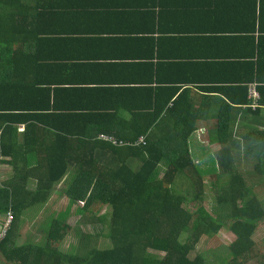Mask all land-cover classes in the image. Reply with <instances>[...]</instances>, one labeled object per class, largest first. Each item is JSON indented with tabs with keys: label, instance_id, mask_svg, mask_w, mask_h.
<instances>
[{
	"label": "crops",
	"instance_id": "0c3cea01",
	"mask_svg": "<svg viewBox=\"0 0 264 264\" xmlns=\"http://www.w3.org/2000/svg\"><path fill=\"white\" fill-rule=\"evenodd\" d=\"M24 2L27 30L15 45L7 83L23 85L27 111L50 124L47 134L134 136L146 121L161 119L172 93L181 97L175 118L197 117L195 133L213 151L219 146L209 137L220 110L232 135L264 130L256 81L262 70L264 84V0ZM244 88L251 104H240ZM23 129L19 124V137ZM28 160L34 167V154ZM73 167L46 203L22 211V223L25 213L41 225L38 214L48 212L51 222L81 213L79 202L58 189ZM9 176L11 168L0 163V185ZM22 233L17 246L26 244ZM0 264H11L1 252Z\"/></svg>",
	"mask_w": 264,
	"mask_h": 264
},
{
	"label": "trees",
	"instance_id": "16d2710c",
	"mask_svg": "<svg viewBox=\"0 0 264 264\" xmlns=\"http://www.w3.org/2000/svg\"><path fill=\"white\" fill-rule=\"evenodd\" d=\"M26 15L24 0H0V163L11 168V176L0 185V223L9 208L12 213L1 255L11 264H206L193 253L202 236L212 237L222 226L202 203L204 175H216L228 179L220 185L216 203L227 208L225 216L235 236L229 245L231 260L227 256L224 264H246L251 255L257 256V228L264 223V210L253 187L264 181V130L232 135L220 110L215 133L209 137L219 146L213 151L195 133L197 117L175 118L181 97L174 100L172 93L159 109L161 119L146 121L142 133L105 136L116 144L100 136L47 134L52 131L50 124L27 111L23 85L7 83V67L15 66V45L27 30ZM262 73L259 70L256 76L257 111L264 108ZM243 91L240 104H251L248 90ZM21 123L24 129L19 137ZM141 137L143 143L134 145ZM30 154L36 157L34 167L28 164ZM248 159L255 186L235 166ZM163 163L167 167L159 177ZM72 165L66 195L71 202L82 201V214L92 212L95 205L111 210L107 236L113 247L93 248L85 256L61 250L68 225L58 217L49 222L44 244L17 246L22 211L46 203ZM179 174L190 180L192 196L174 187ZM29 180L35 181L33 189H28ZM189 198L196 203L194 210L186 205ZM261 257L257 264H264V254Z\"/></svg>",
	"mask_w": 264,
	"mask_h": 264
},
{
	"label": "rangeland",
	"instance_id": "374dc122",
	"mask_svg": "<svg viewBox=\"0 0 264 264\" xmlns=\"http://www.w3.org/2000/svg\"><path fill=\"white\" fill-rule=\"evenodd\" d=\"M251 164L252 163L250 159L239 160L235 166L240 169L242 174H244V177L252 180L251 183L253 186H255L257 181L254 182V177L251 176ZM166 167L167 163H163L160 166V172L158 175L159 177L163 175ZM214 177L211 175H204L205 186L202 203L208 211L220 218L222 226L217 231V233L213 235L214 237H208L206 235L202 236L195 246L193 255H201L206 260V264H224V260L227 258V256V261L229 262L231 260L229 245L235 240V236L229 230L230 222L227 220L228 216H225L228 211L227 208L225 206L219 207L216 203V196L219 193L218 190L220 189L219 187L223 182L225 183L228 181V179L226 176L215 175ZM261 182V185L258 184V187H253V190L255 191L254 195L258 197L261 207L264 210V181ZM70 184L71 180L67 179L65 183L59 186L58 189L63 191V193H66ZM174 184V187H177V191L179 193L192 196L194 189H192L190 180L185 174H179ZM81 203L82 201L79 202V206L82 205ZM186 205L192 210L196 208V203L192 198L188 199ZM81 213L72 214L71 216L67 217L66 215L52 216V220L54 217H58L68 225L65 230L66 238L60 243V249L68 251L73 255L85 256L86 252H89V250L93 248L100 250L112 248L113 242L107 236V233H109L110 229L107 226L110 224L109 213H111V210L108 207H103L102 205H95L92 209V212H86L84 214ZM38 215L39 218H42V221H44L43 225L37 224V222L33 224L32 218L35 216L29 215L28 213L23 215V223H21L22 226L20 227L19 231H23L22 236L24 241H26V244L42 245L45 243L48 231L50 229L49 218L46 215L50 214L47 212L46 215ZM262 233H264V223L259 224L257 228V244L254 252L257 254V256L253 257L251 255V258H249L248 263L246 264H257V261L262 259L261 256L264 254V234ZM153 254L157 255V253L154 252Z\"/></svg>",
	"mask_w": 264,
	"mask_h": 264
},
{
	"label": "built area",
	"instance_id": "2783aa9c",
	"mask_svg": "<svg viewBox=\"0 0 264 264\" xmlns=\"http://www.w3.org/2000/svg\"><path fill=\"white\" fill-rule=\"evenodd\" d=\"M250 96L253 100H256L258 98V94L254 90L251 91ZM100 138L105 140V141H109L113 144H116V141L112 137L101 136ZM143 139H144L143 137L139 138V140L134 145H138L140 143H143ZM11 221H12V213H11V209L9 208L5 213V216L2 220V223H0V245L3 241V239L7 235V232L10 228Z\"/></svg>",
	"mask_w": 264,
	"mask_h": 264
}]
</instances>
